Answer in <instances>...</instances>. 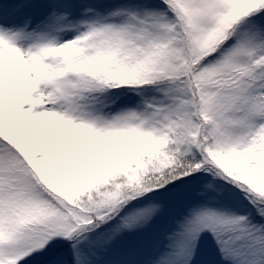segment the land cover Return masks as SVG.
<instances>
[{
    "label": "snow or ice",
    "instance_id": "snow-or-ice-1",
    "mask_svg": "<svg viewBox=\"0 0 264 264\" xmlns=\"http://www.w3.org/2000/svg\"><path fill=\"white\" fill-rule=\"evenodd\" d=\"M0 264H264V0H0Z\"/></svg>",
    "mask_w": 264,
    "mask_h": 264
}]
</instances>
